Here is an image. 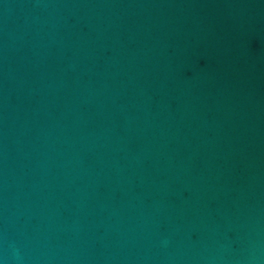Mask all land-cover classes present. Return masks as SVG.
<instances>
[{
    "label": "water",
    "instance_id": "1",
    "mask_svg": "<svg viewBox=\"0 0 264 264\" xmlns=\"http://www.w3.org/2000/svg\"><path fill=\"white\" fill-rule=\"evenodd\" d=\"M0 264H264V0H0Z\"/></svg>",
    "mask_w": 264,
    "mask_h": 264
}]
</instances>
